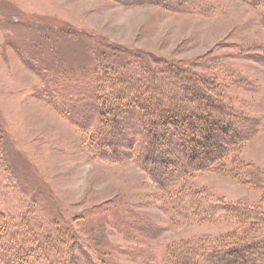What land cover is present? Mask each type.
I'll list each match as a JSON object with an SVG mask.
<instances>
[{"label":"rangeland","instance_id":"obj_1","mask_svg":"<svg viewBox=\"0 0 264 264\" xmlns=\"http://www.w3.org/2000/svg\"><path fill=\"white\" fill-rule=\"evenodd\" d=\"M159 1L0 0V161L9 169L0 182V209L5 197L19 203L11 205L15 213L22 203H38L47 222L61 218L84 245L106 248L116 264H161L168 247L193 239L208 247L229 246L245 229L217 218L186 217L172 224L164 209L181 204L167 202L130 154L118 161L94 155L90 131L61 115L46 89L50 73L92 71L88 64L96 52L123 48L124 55L131 52L149 64L209 62L207 71L195 72L227 87L231 105L225 104L241 113L225 115V120L239 122L245 116L258 120L260 129L232 154L241 162L235 170L242 178L206 170L188 178L187 189L204 190L212 201L264 209L261 10L243 0ZM187 6L191 13L177 10ZM133 59L122 62L138 68ZM7 179L17 188L10 189ZM2 256L0 251V264Z\"/></svg>","mask_w":264,"mask_h":264},{"label":"trees","instance_id":"obj_2","mask_svg":"<svg viewBox=\"0 0 264 264\" xmlns=\"http://www.w3.org/2000/svg\"><path fill=\"white\" fill-rule=\"evenodd\" d=\"M128 1L161 4L159 0ZM243 1L258 7L264 17V0ZM177 10L192 11L190 6ZM107 51L110 53L106 55L96 52V58L91 55L88 66L92 71L48 74L51 78L46 93L56 109L73 124L90 131L89 145L95 156L118 161L130 154L162 190L167 202L169 199L181 204L180 208L165 207L170 223H180L186 217L200 221L217 218L238 222L240 229H245L231 239L229 246L208 247L201 239L175 243L166 249L161 264H264L262 206L220 203L217 199L209 200L204 190L187 189L188 178L196 172L211 170L242 178L235 170L241 162L232 154L256 135L259 121L245 116L239 122L225 120V115L241 113L227 106L231 105L229 100L226 102L227 87L216 84V78L206 79L200 74L203 71L195 72L207 71L209 62L195 67L154 60L149 64L131 52L124 55L123 48ZM129 56L139 64L138 68L129 61L122 62ZM91 83L99 86H87ZM1 136L0 127V143ZM109 150L113 152L110 154ZM8 170L0 161V182ZM7 182L10 189L17 188L8 179ZM22 192L28 197L27 191ZM5 198L8 201L0 209V251L4 264L113 261L106 248L84 245L79 234L61 218L47 222L40 216L41 207L36 200L37 206L22 203L23 207L15 213L11 205L17 208L19 203ZM239 227L232 234L238 233Z\"/></svg>","mask_w":264,"mask_h":264}]
</instances>
